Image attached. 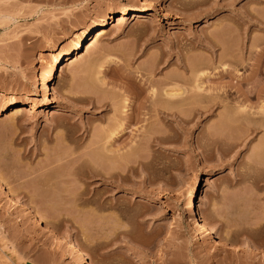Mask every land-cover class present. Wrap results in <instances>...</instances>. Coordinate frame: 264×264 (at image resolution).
<instances>
[{"label": "rangeland", "instance_id": "rangeland-1", "mask_svg": "<svg viewBox=\"0 0 264 264\" xmlns=\"http://www.w3.org/2000/svg\"><path fill=\"white\" fill-rule=\"evenodd\" d=\"M150 1L145 16L119 23L108 16L141 6L0 0V106L14 98L28 110L0 115V177L91 264H264V129L243 139L252 128L245 122L254 120L238 121L255 119L264 104V0ZM152 14L157 21L148 22ZM98 18L106 20V33L93 49L62 62L50 81L51 106L42 108L46 96L36 77ZM201 73L212 110L198 114L210 102L191 100L167 122L147 112L155 86L177 84L190 95ZM140 102L148 107L140 121L123 122ZM119 124L122 132L106 140ZM149 127L151 146L144 142ZM185 185L194 209L221 239L252 242L257 251L198 239L185 210ZM0 227L11 241L5 249L0 233V264H34L42 255L53 264H76L1 195ZM23 228L29 232L20 243Z\"/></svg>", "mask_w": 264, "mask_h": 264}, {"label": "bare ground", "instance_id": "bare-ground-1", "mask_svg": "<svg viewBox=\"0 0 264 264\" xmlns=\"http://www.w3.org/2000/svg\"><path fill=\"white\" fill-rule=\"evenodd\" d=\"M126 1H131V2L138 3L139 6H141V8L140 7H131V8L125 9V10H121L115 16H113V15L108 16L107 20H109V21L111 20V21H115V22L121 23V22L127 21L131 17H134V18L135 17L136 18H142L146 14L147 6L150 5V3H151L150 0H126ZM142 6H143V8H142ZM147 17H149V19L147 20L148 22L157 21V17L155 15H153V14L152 15H148ZM104 23H106V20H104L103 18H98L95 22H93V24L88 29H86L85 31H83V32L80 33L81 36L74 43V45L72 46L71 50H66V51H63V52H61V53L53 56L52 59L50 60L49 64L44 69V71L40 74V76L39 77H36L35 87L39 88V90L41 91V93L46 96L45 101L41 105L42 108L48 109L51 106V101H52L53 93H52V90L50 88V81L54 77V74L58 72V69L61 66L62 62L63 61H66L71 56H77L80 52H82L83 49L85 51H89V50L93 49L95 47V45L98 43V41L100 40V38L106 33V31H104V28H103L104 27ZM206 41L208 42L209 46H212L213 47V45L215 44V43H213V44L209 43L211 41L210 39H207ZM205 44L207 45L206 42H205ZM53 50H54V48H50L49 49V51H53ZM221 57L219 59H221ZM199 65H201V64H199ZM222 70H225V69H222ZM195 73H196L195 70H192L191 71V74L194 75ZM205 76L206 75L204 73H201L198 76H196L197 79L200 80V82L199 83H195V84L192 85V87L189 89V91L191 92L190 95L189 94H186L187 93V88H185L183 86H180V85H177V84L173 85L172 83H170V84L169 83H163V84H160V85L155 86V87L154 86H151L150 88H153V87L156 88L157 87V89H156L157 91L155 92V90L153 89L154 91L152 93V96H150L147 99L148 100V103H149L148 104L149 105L148 106L149 108L146 107L147 105L146 106L144 105L145 104L144 102H143L144 104L142 102H140L142 105L137 106V108L135 107V110L133 109L134 111H136L135 114H134V111L132 110L133 111L132 115H130V116L128 115L127 117H124L125 116L124 115V116H122V119L121 118L120 119L123 120V122L127 120V123H129L130 120H132L130 122L140 121L139 116L140 115L141 116L143 115V113H141V111L143 109L148 108V111L146 110L147 112L152 113V111H153V112H155V115L156 116L157 115H160V117L162 118V120H164V121L167 122V119H170V117L172 118L173 116L175 117L176 115H178L177 112H179V114H182L181 113L182 107H179V106H181L183 104L191 103V102H194V103L197 102L198 103V102H201V101L202 102H205V103L206 102H210L209 101L210 100V97L209 96L207 97L206 95H203V93H202L204 91H203V84H202L201 80H203L205 78ZM146 86H148V85H146ZM149 86H150V84H149ZM229 86H228V88L231 89L232 86L231 87H229ZM261 86H263V85H261ZM224 87H226V86H224ZM220 88H222V87H220ZM233 89L235 90L234 87H233ZM237 89H238V87H236V90ZM260 89L261 90H264V86H263V88H261L259 86V90ZM223 90H224V93H228L227 91H225V88ZM257 90H256V92H258ZM249 91L250 90H248V92ZM262 92H261V95L263 96L264 94ZM245 93H247V92H245ZM27 95H29V94H27ZM223 95H222V99L220 98L221 100H223V97H224ZM255 95H256V93H255ZM215 96H217V95H215ZM244 97H247V96H244ZM256 97L257 98H261L260 95H258V96L256 95L255 98ZM161 99H162V101H161ZM216 99H218V98H216ZM159 100L162 103L158 105ZM191 100H193V101H191ZM194 100H196V101H194ZM212 100H215V99L214 98L213 99L211 98V101ZM184 101H186V102L184 103ZM188 101H191V102H188ZM212 102H214V101H212ZM212 102L207 103L204 106L200 107L201 110L198 108V112L197 113L203 115V114H206L205 112L208 111L209 109L212 110L213 109L212 106L214 104ZM215 102H216V100H215ZM219 102L221 103V101H219ZM211 103H212V105H210ZM208 104L210 106H208ZM174 107H176V108H174ZM214 107H215V105H214ZM243 108L244 107L242 106V109ZM258 108H259L258 109L259 110L258 111L259 113L257 112V115L258 114L259 115L255 119L253 117H249L248 116L246 118L244 117L245 120L242 119L241 117H239L240 120L241 119H242V121L244 120L243 122L240 121V120H238V119L235 120V121L238 120L239 122L242 123V124H240V123L239 124L240 125H243V123L246 121V119L249 120L251 118L252 120H254L252 122H254L256 124V125L253 126V123L252 122L249 121L250 124H248V122H245V124H247L249 127L251 126L252 128H250L248 130H244L245 132L247 131V134H243L242 133L243 139H244V136H245V138L247 136L249 137L250 134H254L256 131L259 132V131H261V130L264 129V104H261ZM12 109H14V112H15L16 115H23V114H26L28 112L26 106H24L22 104H18L17 101L14 98H10V100L6 101L5 103H3L0 106V115H2L4 113H8ZM174 109H176L177 112ZM177 109H179L180 111L177 110ZM237 109H235V110H237ZM239 110L237 112H243V113L245 112V110H242V111L241 110L239 111ZM196 111H197V109H196ZM176 118H178V116ZM120 119H119V121H120ZM124 119H126V120H124ZM121 126H122V124H119L117 127H115L114 129H112L110 131V133L107 135L106 140L113 139L114 136L119 135L122 132ZM244 127H243V129H245ZM249 127H246V128H249ZM153 129L154 128L149 127V130H148V128L146 130V133L145 134H147V131H148V135L149 136L146 137V135H145V137L147 139L144 137V140L145 141L144 140L143 141L146 143L147 146H151V145H148L149 143L147 144V141L149 140V138H150V140L152 139L150 136H151V134H153V131H152ZM241 129H242V127H241ZM151 131H152V133H151ZM263 131H262V133H263ZM242 132H243V130H242ZM154 139L156 141L157 140H160L159 138H157V139L154 138ZM164 139H166V138H164ZM262 139L260 140L261 142L263 141ZM157 142L153 141V143H157ZM159 142L157 144H160ZM161 143H163V142H161ZM142 144H143V142H142ZM150 144H151V142H150ZM138 145H139V143H135L134 145H132V150L135 149V147L138 146ZM261 145H263V144H261ZM258 149H259V147H258ZM106 151H107V149H106ZM79 158H81V157H76L75 159H73V161L74 162L75 161L77 162L76 159H79ZM81 160H82L81 161L82 164L88 167V172L90 173L89 175H91V177L96 176L97 175L96 173L98 171H96L95 169L91 168V166L89 165V162L90 161L88 162L84 158L81 159ZM124 162L125 161H123V164H124ZM114 165H115V162H114ZM114 165H113V167H114ZM87 175H88V173H87ZM94 178H97V177H94ZM196 183H197V180L195 181V184ZM185 188H186V195H185V205L186 206H185V210L187 211L186 214H187V217L191 220V222L193 224V228H194L195 232L198 235V239H199V237L200 238H204V239H209V240L214 241L216 244H219V245L229 244V245H232L231 247H235L236 250L237 249H240V248H243V251H245L246 253H249V254L254 253V251H257V249L255 248V245H252V242H251V244H249L246 241L242 246H239L238 245V242L240 240H238V238L235 239V237H232V240H226V238L225 239L224 238L221 239L217 235V233L214 232L212 230V228H210V226L205 222V220L201 217V215L194 209V205H193V203L191 201V193H192V191L189 188H187L186 185H185ZM0 195L2 197H4L5 199L9 200L12 203V206L14 207V209L22 212V214L25 217V219L26 218L33 219V221L35 222V224L37 226H39L43 230V233L44 234H47V238H51L52 239L50 245H54V246L58 247V249L59 248L60 249L61 248L64 249L67 254L71 255L74 258V261L76 262V264H91L90 261H89V259H88V257L86 256V254L79 248V246H77V244L74 241H72L71 239L63 238V237L59 236L58 234H56L54 232V230L51 228L50 223L46 220L47 215H46V218H44L45 215L43 216V213L41 214V212H38V210L40 211V208L38 210H36L37 207L36 208L34 207L35 208L34 209L32 206H28V205L24 204L23 201L19 197H17L16 194L13 191H11L10 189H8L4 185V181L2 180L1 177H0ZM17 224L18 225H22V221L21 220H18L17 221ZM0 228H1L0 231H2L0 233L4 236L3 237L4 240L2 241L1 238H0V240H1V242L4 243V247H5L7 245V243L9 245L11 241L9 242L8 241L9 240V237H7V235L4 234L5 229L3 227H0ZM12 228H13V226H12ZM16 231H18V230H16ZM18 232H16V233H18L17 234L16 241H19V237L23 236L25 233L28 234L29 231L26 228H23L22 230L20 229V231H18ZM243 232H244V230H243ZM243 232L242 233L239 232V234L241 235V234H243ZM16 233H15V236H16ZM233 234H232V236L235 235V234L234 235ZM245 234H248V233L245 232ZM236 235H238V234H236ZM12 242H14V241L12 240ZM20 243H18V245ZM11 245H12V243H11ZM2 247H3V245H2ZM5 249H7V248L5 247ZM13 249H15V247ZM33 263L34 264H53V260L51 258H48V257L42 255L41 257H37V259L34 260ZM142 263H143V260H140L139 264H142Z\"/></svg>", "mask_w": 264, "mask_h": 264}]
</instances>
